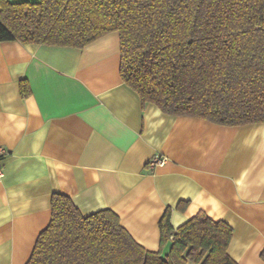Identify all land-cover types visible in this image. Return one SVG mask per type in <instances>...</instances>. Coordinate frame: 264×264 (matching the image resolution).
<instances>
[{
  "label": "crops",
  "instance_id": "crops-1",
  "mask_svg": "<svg viewBox=\"0 0 264 264\" xmlns=\"http://www.w3.org/2000/svg\"><path fill=\"white\" fill-rule=\"evenodd\" d=\"M120 58L117 31L84 47L0 41V264H26L54 193L84 215L112 209L153 251L167 207L174 227L204 210L232 225L238 264H264V122L229 126L144 103ZM156 156L167 161L152 167Z\"/></svg>",
  "mask_w": 264,
  "mask_h": 264
},
{
  "label": "trees",
  "instance_id": "trees-1",
  "mask_svg": "<svg viewBox=\"0 0 264 264\" xmlns=\"http://www.w3.org/2000/svg\"><path fill=\"white\" fill-rule=\"evenodd\" d=\"M112 31L122 80L144 103L229 126L264 122V0H0V41L84 47ZM51 203L26 264H238L232 225L204 210L174 227L167 207L153 251L110 208L84 215L61 193Z\"/></svg>",
  "mask_w": 264,
  "mask_h": 264
},
{
  "label": "built area",
  "instance_id": "built-area-1",
  "mask_svg": "<svg viewBox=\"0 0 264 264\" xmlns=\"http://www.w3.org/2000/svg\"><path fill=\"white\" fill-rule=\"evenodd\" d=\"M6 149L0 146V180L4 176V158L6 155ZM167 161L165 156H156L150 161V165L155 167L157 165H163Z\"/></svg>",
  "mask_w": 264,
  "mask_h": 264
}]
</instances>
